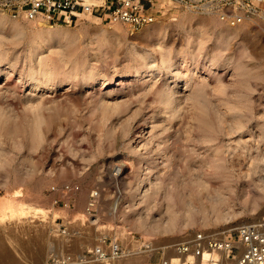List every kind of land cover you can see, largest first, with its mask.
I'll return each instance as SVG.
<instances>
[{
    "label": "rangeland",
    "instance_id": "obj_1",
    "mask_svg": "<svg viewBox=\"0 0 264 264\" xmlns=\"http://www.w3.org/2000/svg\"><path fill=\"white\" fill-rule=\"evenodd\" d=\"M157 9L136 30L83 16L44 37L0 11V264H45L69 237L161 248L264 216V21ZM64 183L80 186L70 207Z\"/></svg>",
    "mask_w": 264,
    "mask_h": 264
},
{
    "label": "built area",
    "instance_id": "obj_2",
    "mask_svg": "<svg viewBox=\"0 0 264 264\" xmlns=\"http://www.w3.org/2000/svg\"><path fill=\"white\" fill-rule=\"evenodd\" d=\"M179 5L189 11L217 16L221 21L237 26L246 17L264 21V0H167L164 8ZM0 11L21 20L41 19L51 25L71 24L83 16H93L112 26L122 24L139 29L158 17L156 0H0ZM60 192L64 206H71L72 196L80 190L74 183L53 185ZM99 190H92L87 203L91 213L97 205ZM67 233L66 228H61ZM158 264H264V217L246 222L222 232H196L190 238L170 246L157 248L151 241L128 246L114 237L102 236L92 247L81 252L53 254L45 264H112L129 255L166 251ZM169 255V256H168Z\"/></svg>",
    "mask_w": 264,
    "mask_h": 264
},
{
    "label": "bare ground",
    "instance_id": "obj_3",
    "mask_svg": "<svg viewBox=\"0 0 264 264\" xmlns=\"http://www.w3.org/2000/svg\"><path fill=\"white\" fill-rule=\"evenodd\" d=\"M166 1L167 0H156V6L158 7L159 6V4L160 3H163V4H165L166 3ZM158 10V9H157ZM13 18V17H12ZM15 19V18H14ZM16 20H18V19H16ZM11 22V21H10ZM31 22H33V24L34 23H38V25H39V32H36L35 34H38L39 36H42V37H44L43 35H45L46 33L45 32H42L41 31V28L42 27H44V26H46L47 27V25L49 24H47V22H45V21H42L41 19H35V20H32ZM5 23V22H4ZM1 24H2V22H1ZM8 24V23H7ZM7 26H4V28H6ZM10 27V26H9ZM8 27V28H9ZM7 29V28H6ZM23 30V29H22ZM42 30H43V28H42ZM41 31V32H40ZM53 33H51V34H47V36H48V38L49 37H53V35H52ZM55 34V33H54ZM59 38L61 37V35L60 34H58L57 35ZM55 37V36H54ZM44 39V38H43ZM48 42V41H47ZM45 44V43H44ZM146 71V70H145ZM148 71V70H147ZM136 72H138V71H136ZM144 72V71H143ZM116 84H118V85H122L123 83L121 82V81H118ZM125 85V84H124ZM1 155V154H0ZM1 168H5V171H9V169H8V167H6L5 165H3L2 164V161L0 160V170H1ZM18 171V170H17ZM17 171L15 172V177H16V179H19V176H18V174H17ZM122 171H123V167H121V166H119V168L117 169V171H116V174L118 175V174H121L122 173ZM1 174V173H0ZM10 174H12V173H10ZM10 177H12V176H10ZM14 178V177H13ZM195 185H199V183H197V182H195ZM200 185H202L203 186V184H200ZM201 194L203 195V196H205L206 195V197H207V194L201 189ZM205 197V198H206ZM3 200V198L0 200V202ZM184 202H185V199H184ZM8 209H10V207H8L7 205H5V204H2L1 205V210H2V222H6L7 220H9V215H8ZM264 217V216H263ZM174 222V221H173ZM8 253V252H7ZM7 253H5L3 256H2V262L4 263V264H10V263H14V257L12 256V255H9V254H7Z\"/></svg>",
    "mask_w": 264,
    "mask_h": 264
},
{
    "label": "crops",
    "instance_id": "obj_4",
    "mask_svg": "<svg viewBox=\"0 0 264 264\" xmlns=\"http://www.w3.org/2000/svg\"><path fill=\"white\" fill-rule=\"evenodd\" d=\"M65 240L67 241V243H66V251H63V252H68V251H71V252H78V251H75L74 250V248L72 247V245H71V240H72V237H69V238H65ZM134 241V243L135 244H138L139 243V239H136V240H133ZM122 242V241H121ZM124 244H125V242H123ZM133 246H135L134 244H132ZM154 245V244H153ZM166 246H170V245H166ZM63 252H61V253H63ZM165 253L167 254V252L166 251H163V253H162V255H165ZM155 254H157V253H151V254H147V253H143V254H140V255H152L151 256V258H150V260L152 261V260H155V261H157V260H159L160 261V257L159 258H157V257H155L156 255ZM158 261V262H159ZM95 263H99V262H94V263H89V264H95Z\"/></svg>",
    "mask_w": 264,
    "mask_h": 264
}]
</instances>
